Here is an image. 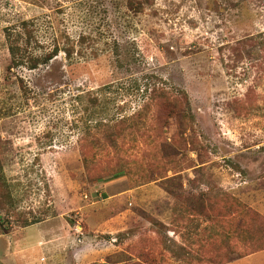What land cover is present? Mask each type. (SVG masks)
Segmentation results:
<instances>
[{"label": "rangeland", "instance_id": "rangeland-1", "mask_svg": "<svg viewBox=\"0 0 264 264\" xmlns=\"http://www.w3.org/2000/svg\"><path fill=\"white\" fill-rule=\"evenodd\" d=\"M126 2L0 0V229L67 220L87 264H130L184 188L239 191L264 218V0ZM27 21L28 54L84 36L82 53L10 69ZM156 82L186 92L179 110H141Z\"/></svg>", "mask_w": 264, "mask_h": 264}, {"label": "crops", "instance_id": "crops-1", "mask_svg": "<svg viewBox=\"0 0 264 264\" xmlns=\"http://www.w3.org/2000/svg\"><path fill=\"white\" fill-rule=\"evenodd\" d=\"M186 189L182 201L174 204L175 213L165 207L170 210L166 217L153 215L155 219L148 222L160 224L167 235L134 236L130 264L141 262L142 256L150 260L144 264H264V249L249 251L252 236L243 221H235L239 214L225 204L217 210L216 200L227 195L234 196L241 208L250 207L239 191L217 194L209 188ZM200 194L203 202L198 204ZM251 205L257 210L256 204ZM76 228L67 220L48 219L8 233L0 229V264H87V240L76 236ZM227 257L232 259L218 263Z\"/></svg>", "mask_w": 264, "mask_h": 264}, {"label": "trees", "instance_id": "trees-1", "mask_svg": "<svg viewBox=\"0 0 264 264\" xmlns=\"http://www.w3.org/2000/svg\"><path fill=\"white\" fill-rule=\"evenodd\" d=\"M154 4V0H127L126 6L129 10L134 11L135 13H141L145 11L146 8ZM32 22L27 21L23 23V32L18 33L14 37L9 35L8 36V43H9V51L11 54V64L10 69L12 68H19V67H27L30 70H35L39 68L41 65H48L54 58H56L61 51H64L67 59L71 60L76 53H82L83 44L86 42V37L80 36L77 42H64L61 46L59 43H55L53 48L44 54L34 55L33 53L28 54L29 45L32 43V39H35L33 29L31 27ZM24 36L26 39L24 40ZM80 44V46H78ZM264 44V43H263ZM79 47V49L76 48ZM121 53L117 50L116 58L117 61L122 64ZM146 100L143 103L141 110H148L151 106H156V108L167 107L171 110H179L180 99L173 98L175 93L179 92L176 91L174 88H170L166 85V83H154V84H147V87L144 90ZM183 95V100L186 99L187 94L186 92L180 91ZM88 101L89 106L86 107V110H102L100 109L103 102L100 101V98L94 96L93 93L88 92ZM128 118L123 116L116 122V126L119 124L126 122ZM103 122L101 121L100 124ZM179 195V194H178ZM187 197V196H185ZM198 204L202 203L203 200L202 195H199ZM218 206H222L225 204L227 207L232 208L234 212L239 214L238 218L235 220L238 222L240 219L246 225V231L248 235H251L250 238L252 240V244H250V252L257 251L264 249V218L261 215L250 207H245L241 203L238 204V200L232 196H222L218 200H216ZM221 206L218 207L217 210L221 209ZM247 223L248 226L247 227ZM158 224V223H157ZM160 225V224H159ZM29 226V224L24 225L23 227ZM4 233H8L9 231L3 230ZM257 237L258 241H255L254 238ZM232 258L227 257L221 260H218V263L230 261ZM135 264H144V262H137Z\"/></svg>", "mask_w": 264, "mask_h": 264}]
</instances>
